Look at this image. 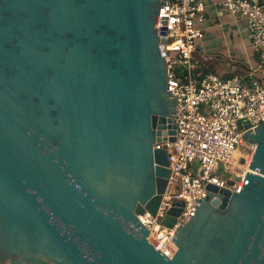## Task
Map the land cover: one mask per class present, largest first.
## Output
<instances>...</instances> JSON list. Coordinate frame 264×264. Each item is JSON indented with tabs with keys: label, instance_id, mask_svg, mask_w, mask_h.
<instances>
[{
	"label": "water",
	"instance_id": "95a60500",
	"mask_svg": "<svg viewBox=\"0 0 264 264\" xmlns=\"http://www.w3.org/2000/svg\"><path fill=\"white\" fill-rule=\"evenodd\" d=\"M164 1L0 0V264H264V122L245 135L257 173L207 184L173 256L138 219L171 173L154 144L176 134Z\"/></svg>",
	"mask_w": 264,
	"mask_h": 264
},
{
	"label": "built area",
	"instance_id": "2783aa9c",
	"mask_svg": "<svg viewBox=\"0 0 264 264\" xmlns=\"http://www.w3.org/2000/svg\"><path fill=\"white\" fill-rule=\"evenodd\" d=\"M232 18H245L257 69L264 66V0H222ZM206 6L203 0H165L159 10L156 29L165 28L164 58L167 91L176 96L173 122L175 140L161 141L154 148L166 149L170 177L155 216L138 215L148 229V240L166 257L175 253L173 233L185 225L206 197V185L238 193L249 173L255 144L245 135L264 122V79L246 82L222 78L215 72L195 73L196 42L203 38ZM248 125L247 127L245 125ZM223 170L224 175L218 172ZM228 174V175H227ZM228 181H232L231 184ZM176 201L183 206L173 227L161 220Z\"/></svg>",
	"mask_w": 264,
	"mask_h": 264
},
{
	"label": "crops",
	"instance_id": "0c3cea01",
	"mask_svg": "<svg viewBox=\"0 0 264 264\" xmlns=\"http://www.w3.org/2000/svg\"><path fill=\"white\" fill-rule=\"evenodd\" d=\"M206 6L203 38L196 42L197 54L215 56L220 64L214 63V71H209L199 61L201 70L215 72L221 77L238 78L246 82L253 76L264 79V75L256 67L257 56L251 49V36L245 18L234 19L222 6V0H203ZM212 57V58H213ZM211 59V58H208Z\"/></svg>",
	"mask_w": 264,
	"mask_h": 264
},
{
	"label": "rangeland",
	"instance_id": "374dc122",
	"mask_svg": "<svg viewBox=\"0 0 264 264\" xmlns=\"http://www.w3.org/2000/svg\"><path fill=\"white\" fill-rule=\"evenodd\" d=\"M197 57L199 58V61L200 62H203V65L204 66H207V68H208L209 71H214V68H213L214 63L220 64L218 58L215 57V56L214 57L213 56H210V55L209 56H204L202 53H199V54H197ZM208 58H211V59H208ZM258 70H260V72L262 73V75H264V66H262L261 68H258ZM218 175L219 176L224 175L223 170H220L218 172Z\"/></svg>",
	"mask_w": 264,
	"mask_h": 264
},
{
	"label": "trees",
	"instance_id": "16d2710c",
	"mask_svg": "<svg viewBox=\"0 0 264 264\" xmlns=\"http://www.w3.org/2000/svg\"><path fill=\"white\" fill-rule=\"evenodd\" d=\"M201 69H202V68H201V66L199 65V67L195 70V73L198 74V75H202V74H204V73H207V72L202 71ZM229 77H232V76L226 75V76H224V77H222V78L227 79V78H229Z\"/></svg>",
	"mask_w": 264,
	"mask_h": 264
}]
</instances>
